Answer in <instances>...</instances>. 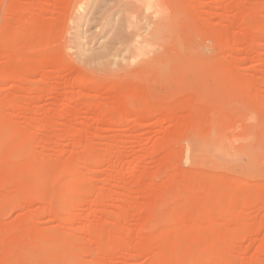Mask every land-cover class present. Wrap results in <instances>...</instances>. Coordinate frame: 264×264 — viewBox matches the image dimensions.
Returning <instances> with one entry per match:
<instances>
[{
    "label": "rangeland",
    "instance_id": "rangeland-1",
    "mask_svg": "<svg viewBox=\"0 0 264 264\" xmlns=\"http://www.w3.org/2000/svg\"><path fill=\"white\" fill-rule=\"evenodd\" d=\"M0 264H264V0H0Z\"/></svg>",
    "mask_w": 264,
    "mask_h": 264
},
{
    "label": "bare ground",
    "instance_id": "bare-ground-1",
    "mask_svg": "<svg viewBox=\"0 0 264 264\" xmlns=\"http://www.w3.org/2000/svg\"><path fill=\"white\" fill-rule=\"evenodd\" d=\"M253 184H254V183H252V185H253ZM242 185H243L244 187H246V185H247V186H251L250 183H248V182H246V181H244ZM229 223H230V220H228L226 224L229 225Z\"/></svg>",
    "mask_w": 264,
    "mask_h": 264
}]
</instances>
